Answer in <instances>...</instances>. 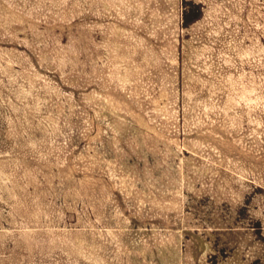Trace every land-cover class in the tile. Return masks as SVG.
I'll use <instances>...</instances> for the list:
<instances>
[{
    "label": "rangeland",
    "instance_id": "rangeland-1",
    "mask_svg": "<svg viewBox=\"0 0 264 264\" xmlns=\"http://www.w3.org/2000/svg\"><path fill=\"white\" fill-rule=\"evenodd\" d=\"M0 264H264V0H0Z\"/></svg>",
    "mask_w": 264,
    "mask_h": 264
}]
</instances>
